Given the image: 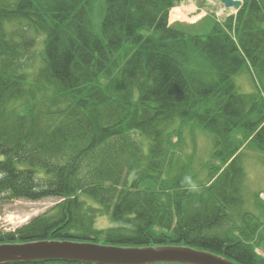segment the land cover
Wrapping results in <instances>:
<instances>
[{
	"label": "trees",
	"instance_id": "trees-1",
	"mask_svg": "<svg viewBox=\"0 0 264 264\" xmlns=\"http://www.w3.org/2000/svg\"><path fill=\"white\" fill-rule=\"evenodd\" d=\"M178 1L0 0V196L59 200L0 244L187 245L264 264L241 160L244 144L264 153V0L193 32L169 23ZM244 69L260 90H239ZM175 122L212 137L221 165L205 178L173 166Z\"/></svg>",
	"mask_w": 264,
	"mask_h": 264
},
{
	"label": "rangeland",
	"instance_id": "rangeland-1",
	"mask_svg": "<svg viewBox=\"0 0 264 264\" xmlns=\"http://www.w3.org/2000/svg\"><path fill=\"white\" fill-rule=\"evenodd\" d=\"M238 9H223L219 0H180L174 4L169 14V23L172 26L185 28L188 31L201 29L208 24V18L220 23L229 15H235ZM41 37L38 36L36 51L40 48ZM236 84L242 92L260 90L261 84L253 70L244 69L235 77ZM173 124L174 129H181L180 137L171 136L175 158L173 166L177 167L180 160H185L192 170L198 174L199 179L205 178L208 166L213 163L221 164L211 157L213 142L212 137L205 131L187 125ZM241 159L245 171L243 209L257 217L261 224V235L254 238L255 252L260 258H264V153L243 145ZM59 202L55 197H45L31 201L27 199H6L0 196V230L13 232L25 225L31 219L49 213ZM108 215H102L95 219L94 226L98 229H106L111 226Z\"/></svg>",
	"mask_w": 264,
	"mask_h": 264
},
{
	"label": "water",
	"instance_id": "water-1",
	"mask_svg": "<svg viewBox=\"0 0 264 264\" xmlns=\"http://www.w3.org/2000/svg\"><path fill=\"white\" fill-rule=\"evenodd\" d=\"M219 1L224 8H239L241 5V0ZM57 260L87 264H238L215 253L187 245L122 247L66 240L0 244V264Z\"/></svg>",
	"mask_w": 264,
	"mask_h": 264
}]
</instances>
